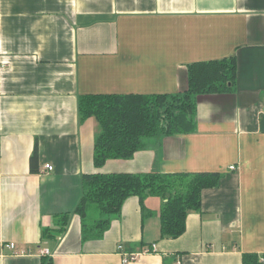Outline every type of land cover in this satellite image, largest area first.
Wrapping results in <instances>:
<instances>
[{
	"label": "crops",
	"instance_id": "1",
	"mask_svg": "<svg viewBox=\"0 0 264 264\" xmlns=\"http://www.w3.org/2000/svg\"><path fill=\"white\" fill-rule=\"evenodd\" d=\"M231 58L236 83L198 97L196 133L96 168L99 126L81 121L82 96L177 94L189 65ZM208 172L220 184L181 237H161L162 199L130 197L103 237L83 239L85 175ZM119 245L140 254L127 264L264 256V0H0V264H41L42 250L54 264H125Z\"/></svg>",
	"mask_w": 264,
	"mask_h": 264
},
{
	"label": "trees",
	"instance_id": "2",
	"mask_svg": "<svg viewBox=\"0 0 264 264\" xmlns=\"http://www.w3.org/2000/svg\"><path fill=\"white\" fill-rule=\"evenodd\" d=\"M236 78L237 63L231 58L189 65L188 88L177 94L82 96L79 101L81 121L94 118L99 126L94 145L96 168L103 167L110 160H130L154 141L196 133L198 97L229 93ZM38 159L36 146L30 160L33 172H37ZM221 179L219 172L85 175L82 196L75 210L82 219L83 239L89 238L90 232L103 237L130 197H138L142 205L148 197L162 199L161 237L177 239L186 232L188 215L201 210L203 191L217 187ZM96 207L101 218L93 220L89 227V211ZM68 219L69 214L61 219L63 229L68 225ZM46 237L44 230L43 238ZM41 264H54V261L49 255H43ZM242 264H264V256L244 254Z\"/></svg>",
	"mask_w": 264,
	"mask_h": 264
},
{
	"label": "built area",
	"instance_id": "3",
	"mask_svg": "<svg viewBox=\"0 0 264 264\" xmlns=\"http://www.w3.org/2000/svg\"><path fill=\"white\" fill-rule=\"evenodd\" d=\"M47 168L52 171L53 170V167L52 166H47ZM231 170H235L236 167L235 166H231L230 167ZM7 249H10V250H14L16 245L14 243H9L8 245H6ZM157 247L155 245H153L152 247L150 248H146L143 253H148V254H153L157 251L156 249ZM118 250L119 252L123 255V262L125 264L127 263H131V262H134L138 259V257L140 256L139 253H133V252H126L124 250V246L123 245H119L118 247ZM41 253L43 255H49V251L48 250H42Z\"/></svg>",
	"mask_w": 264,
	"mask_h": 264
},
{
	"label": "rangeland",
	"instance_id": "4",
	"mask_svg": "<svg viewBox=\"0 0 264 264\" xmlns=\"http://www.w3.org/2000/svg\"><path fill=\"white\" fill-rule=\"evenodd\" d=\"M101 218L100 216V212L97 209V207L95 209H93L92 211H89V215L87 218V224L90 227L91 223L93 222V220H99Z\"/></svg>",
	"mask_w": 264,
	"mask_h": 264
}]
</instances>
